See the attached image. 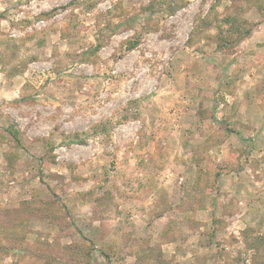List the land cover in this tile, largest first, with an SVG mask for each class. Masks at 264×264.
<instances>
[{"label": "rangeland", "instance_id": "374dc122", "mask_svg": "<svg viewBox=\"0 0 264 264\" xmlns=\"http://www.w3.org/2000/svg\"><path fill=\"white\" fill-rule=\"evenodd\" d=\"M0 264H264V0H0Z\"/></svg>", "mask_w": 264, "mask_h": 264}, {"label": "trees", "instance_id": "16d2710c", "mask_svg": "<svg viewBox=\"0 0 264 264\" xmlns=\"http://www.w3.org/2000/svg\"><path fill=\"white\" fill-rule=\"evenodd\" d=\"M234 30L239 32V34H240L239 39L240 38L242 39V38L248 36L251 33V28H249V27L237 26L236 29H234ZM133 46H134V43H133ZM225 128H226L227 133H232L233 132V133H235L238 136V138L241 141H245V139L242 137V135H241V133L239 131H236V130L230 128L228 125H226ZM13 137L16 138V134L15 133L13 134Z\"/></svg>", "mask_w": 264, "mask_h": 264}]
</instances>
